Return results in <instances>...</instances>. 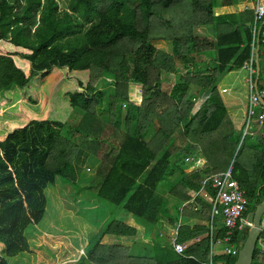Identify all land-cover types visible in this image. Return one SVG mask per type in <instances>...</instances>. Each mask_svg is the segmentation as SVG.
Segmentation results:
<instances>
[{
  "label": "trees",
  "instance_id": "16d2710c",
  "mask_svg": "<svg viewBox=\"0 0 264 264\" xmlns=\"http://www.w3.org/2000/svg\"><path fill=\"white\" fill-rule=\"evenodd\" d=\"M253 1L0 0V245L7 259L0 264L32 254L27 231L45 215L46 190L57 177L80 186L79 166L90 159L98 169L88 190L149 226L165 212L180 222L187 248L180 255L160 240L145 248L143 233L113 219L76 264H207L211 205L194 196L204 179L233 163L248 200L244 217L264 200V136L236 151L241 133L218 88L250 57ZM155 42L170 43L172 54ZM201 55L212 65L197 72L209 61ZM164 73L177 75L171 93L162 89ZM99 81L104 118L97 114ZM257 87L264 90L260 77ZM217 229L222 238L221 218ZM108 236L133 244L103 243ZM246 239V232L235 235L238 244ZM237 258L219 255L215 263ZM252 264H264V231Z\"/></svg>",
  "mask_w": 264,
  "mask_h": 264
},
{
  "label": "rangeland",
  "instance_id": "374dc122",
  "mask_svg": "<svg viewBox=\"0 0 264 264\" xmlns=\"http://www.w3.org/2000/svg\"><path fill=\"white\" fill-rule=\"evenodd\" d=\"M65 2L67 4V1ZM63 7H65V3ZM153 45L168 54H172L173 52V46L170 43L155 42ZM261 57L262 56H260V62L262 67H264V59ZM200 58L201 61L209 60V62L213 59L209 55H201ZM205 68L206 66L204 64L198 65L196 71H204ZM179 71H181L180 73L182 74L187 72L183 69H179ZM162 79H164L163 75ZM164 82L162 89L171 93L177 82V75L168 74ZM98 87L100 93V108H98L97 114L100 118H104L105 115L106 117L108 115V101L107 95L103 96L101 93H103L106 86L104 87V82L99 81ZM130 92L131 96L139 99L141 98V92L136 87H131ZM124 109H126V107ZM79 122L80 119L76 118L72 121L71 125L75 126ZM254 125H257L255 119L252 120L251 124V131L254 135H247L242 142L245 146L250 145V143L254 144L253 142L258 139L256 137L261 136L263 133V130L260 128H264V126L259 127L257 125L259 128L253 129ZM156 131L155 127L151 128L150 138L156 134ZM240 147L241 145L239 142L236 151H238ZM79 167L81 170L80 180L78 181L80 186H76L61 177H57L56 185L48 187L46 190V198L48 201L45 215L38 227H31L27 231V238L32 249V254H23L15 259H8L10 264H76L82 257L88 244L93 240L100 229L105 223L113 219L121 220V222L126 223V225L135 227L139 234L143 233L146 239L141 238V244L144 245L145 248L149 246L148 243H150V240L168 241L171 239L170 237L168 239L162 236L166 234V231H162L160 234V231H158L155 226L147 225V223H144L140 218L128 213L124 208L99 198L92 191L87 189L89 185L91 186L90 181L95 178L97 173L98 165H96L95 160L90 159ZM177 175L178 173L173 175V179ZM165 183L166 182L160 185L158 192L162 193ZM190 194L192 195V192ZM169 205L170 203L167 202L168 207ZM169 211L171 215L174 212V214L180 217L181 221L182 214H179L173 206L169 208ZM164 214L165 212L162 216ZM215 230H218L217 227ZM158 234L161 236H158ZM110 238L111 237H105L103 243H116L115 240H111ZM143 240H147V243L143 242ZM215 241H217V238H215ZM122 244L123 246L130 245V243L126 241H123ZM144 247H142L141 250L144 251ZM170 247H172V244ZM223 250V245L214 246L215 253H221ZM141 253L144 254V252ZM0 257L6 259L4 248L1 245Z\"/></svg>",
  "mask_w": 264,
  "mask_h": 264
},
{
  "label": "built area",
  "instance_id": "2783aa9c",
  "mask_svg": "<svg viewBox=\"0 0 264 264\" xmlns=\"http://www.w3.org/2000/svg\"><path fill=\"white\" fill-rule=\"evenodd\" d=\"M264 0L255 1V15L251 24L253 41L251 44L250 57L245 63L246 72L245 83L247 87V102L245 108V120L241 129L240 145L247 135H254L251 131L252 120L255 119L259 127L264 126V90L259 89L256 83V65L259 53L264 59ZM264 136V134H262ZM188 159L187 161H189ZM226 171L218 172L208 176L202 183L201 190L195 195H202L211 205V251L207 264H216L214 258L220 254L237 256L241 250V245L235 240V235L246 232L249 228L244 213L248 206L245 191L233 176V163ZM211 185L216 193L211 196L208 186ZM222 219L225 234L222 238L217 237L218 219ZM179 230H177V234ZM217 238V241H215ZM223 245L221 253H215L214 246ZM172 246L180 255H185L187 246L178 242V237L173 239Z\"/></svg>",
  "mask_w": 264,
  "mask_h": 264
},
{
  "label": "crops",
  "instance_id": "0c3cea01",
  "mask_svg": "<svg viewBox=\"0 0 264 264\" xmlns=\"http://www.w3.org/2000/svg\"><path fill=\"white\" fill-rule=\"evenodd\" d=\"M255 1L256 0L253 1L254 6H255ZM246 3H247V1L245 2V4ZM245 9H246V11H248L249 6L246 5ZM254 15H255V13H254ZM250 28H251V26H250ZM206 32H209V31L205 30V29L199 30L200 34H205ZM208 39H210V36L208 37ZM260 56H261V54H260ZM259 58H258V63L256 65V76L258 74V77H260V79L264 81V67H262ZM209 65H212L211 61L210 62L208 61L205 64V66H209ZM168 74H170V73H164L163 74V78H164L163 84L165 83L164 81H165V78H167ZM245 77H246V72L244 71V67H243L241 69L234 70V71L230 72L229 74H227L226 76H224V78L221 80V82L218 86L219 91H220V93H221V95L225 101V104L227 106V110H228V113L230 115L231 122H232L234 128L240 133H241V129H242V126H243V123L245 120V108H246L247 94H248L247 89L245 87V84H246L245 83ZM201 98H202V94L199 95V99H201ZM253 127H254L253 129L259 128V127H257V125H254ZM260 129L263 130L262 134H264V128H260ZM147 140H149V138H147ZM191 160H193V158ZM96 165H98L97 162H96ZM180 227L181 226H180L179 221L173 222L165 214L161 217V221L158 222L157 225H155V228L158 231H160V234L162 233V231H166V234L162 235V236L165 238H168V239L170 237L171 239L170 240L167 239L168 241H163V242L169 243L170 245L172 244L173 239L176 237H178V242H179ZM177 230H179L178 234H177ZM160 234H158V236H161ZM108 237H110V236H108ZM142 238L146 239V238H144V234H143ZM110 239L115 240L116 243H118L119 245H123L122 244L123 241L129 242L130 243L129 247H131V245L133 244L132 239H127V238H118L117 239L114 237H111ZM146 241L147 240H143V242H146ZM184 245H186V244H184ZM210 251H211V244H210ZM209 255H210V252H209ZM220 255H224V254H220ZM215 258H214V260H215ZM86 264H89V263L86 262Z\"/></svg>",
  "mask_w": 264,
  "mask_h": 264
},
{
  "label": "water",
  "instance_id": "95a60500",
  "mask_svg": "<svg viewBox=\"0 0 264 264\" xmlns=\"http://www.w3.org/2000/svg\"><path fill=\"white\" fill-rule=\"evenodd\" d=\"M251 25H249L250 28ZM258 80V74L256 76V83ZM264 103V101H262ZM264 200L256 206L254 212H250L247 215V222L249 228L246 231L247 239L245 243L241 245V250L238 254V258L235 264H252L254 261V254L256 246L260 240L262 232L264 231Z\"/></svg>",
  "mask_w": 264,
  "mask_h": 264
}]
</instances>
